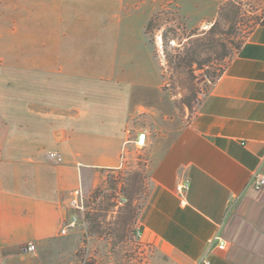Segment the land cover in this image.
<instances>
[{"label": "crops", "instance_id": "obj_1", "mask_svg": "<svg viewBox=\"0 0 264 264\" xmlns=\"http://www.w3.org/2000/svg\"><path fill=\"white\" fill-rule=\"evenodd\" d=\"M22 2L29 4L24 18L61 25L39 31L53 38L23 68L22 91L7 92L13 112L0 138V254L65 236L61 228L82 171L118 167L146 132L152 188L138 218L143 239L176 264H195L208 239L221 234L227 245L210 254L211 264H264V187L249 185L255 171L264 172V24L236 50L193 116L181 121L158 98L136 94L145 72L159 86L146 6L136 0ZM86 18L95 25H75ZM107 44L112 54L102 52ZM96 57L118 69V76L100 75L108 87L92 74ZM184 178L190 186L182 198L176 185Z\"/></svg>", "mask_w": 264, "mask_h": 264}, {"label": "rangeland", "instance_id": "obj_2", "mask_svg": "<svg viewBox=\"0 0 264 264\" xmlns=\"http://www.w3.org/2000/svg\"><path fill=\"white\" fill-rule=\"evenodd\" d=\"M28 5L22 0H0L2 139L13 112L10 108L13 100L7 92L22 91L23 68L36 63L44 39L48 42L53 38L39 31L61 25L60 20L24 18ZM135 5L146 6L150 17L159 15L153 31L146 33L159 86L155 84L156 75L145 72L146 82L137 84L136 94L141 99L158 98V106H164L181 121L193 116L202 97L210 91L236 50L253 29L264 23V0H136ZM134 19L137 21L138 17ZM75 25L89 28L95 25V20L79 19ZM165 33L169 37L167 47L163 40ZM224 44L232 46V51L221 60L219 54ZM107 45L102 52L112 54L114 51L110 44ZM193 46L204 63L202 67L196 63L190 66L187 53ZM93 53L101 55L97 50ZM94 60L93 76L108 87L106 80L99 79L100 75L118 76V69L104 64L100 58ZM118 165L82 171L80 185L85 194V210L80 214L81 221L75 231L42 246L34 242L36 253L22 254L18 249L10 257L0 254V264H176L155 242L137 235L139 214L152 188L149 154L143 147L133 144L121 156ZM72 181L75 185L77 178ZM122 198L126 200L121 201Z\"/></svg>", "mask_w": 264, "mask_h": 264}, {"label": "built area", "instance_id": "obj_3", "mask_svg": "<svg viewBox=\"0 0 264 264\" xmlns=\"http://www.w3.org/2000/svg\"><path fill=\"white\" fill-rule=\"evenodd\" d=\"M146 139V132L139 133L137 137V145L139 147L145 146ZM51 156L57 157L58 160H61V157L54 152H51ZM249 185L253 186L257 190L262 189L264 187V172L255 171L250 179ZM189 186L190 180L188 178L181 179L176 185V192L180 197L184 198L186 191L189 189ZM125 200L126 198L121 199V201ZM69 203L72 209V213L61 228V233L64 235L75 231L80 224V214L85 210V194L82 185H79L72 190ZM137 235H142L141 228L137 230ZM226 245L227 241L225 240V238L221 234H215L213 237L208 239L203 253L198 258L195 264H211L210 254L216 248L224 249ZM20 252L23 254L36 253V244L31 241L22 243L20 245Z\"/></svg>", "mask_w": 264, "mask_h": 264}, {"label": "trees", "instance_id": "obj_4", "mask_svg": "<svg viewBox=\"0 0 264 264\" xmlns=\"http://www.w3.org/2000/svg\"><path fill=\"white\" fill-rule=\"evenodd\" d=\"M158 17H159V15L155 14L149 18V20L145 26V31L147 34H150L153 31V29L155 28L156 21H158V19H159ZM168 39H169V37L167 36V34L166 33L163 34V40H164V44L166 47L168 45ZM231 51H232V46H227L224 44L223 52L221 54H219V59L225 60L230 55ZM187 54L189 55L190 66L194 65V63H196L199 67H202V65H204V63L202 61H200L199 58L197 57L198 51H197L196 46L195 47L193 46V48L189 49ZM223 71L218 75V77L223 73Z\"/></svg>", "mask_w": 264, "mask_h": 264}]
</instances>
